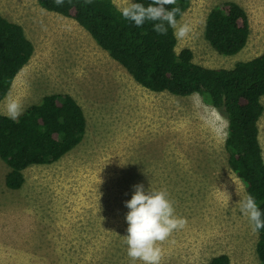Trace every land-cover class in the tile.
<instances>
[{
    "label": "rangeland",
    "instance_id": "374dc122",
    "mask_svg": "<svg viewBox=\"0 0 264 264\" xmlns=\"http://www.w3.org/2000/svg\"><path fill=\"white\" fill-rule=\"evenodd\" d=\"M112 1L119 9L134 2ZM227 1L245 9L251 28L234 56L220 55L204 37L208 14ZM0 15L34 45L6 96L18 102L19 115L47 95L69 94L87 119L80 145L54 164L27 168L19 190L7 188L9 169L0 160V264H133L123 236L125 201L137 184L166 190L187 221L159 242L160 264H209L220 255L230 264H260L258 233L238 203L247 194L228 165V122L218 110L199 95L140 86L76 21L38 0H0ZM178 24L191 30L177 51L189 48L206 68L231 69L264 53V0H191ZM259 130L264 157V113Z\"/></svg>",
    "mask_w": 264,
    "mask_h": 264
},
{
    "label": "trees",
    "instance_id": "16d2710c",
    "mask_svg": "<svg viewBox=\"0 0 264 264\" xmlns=\"http://www.w3.org/2000/svg\"><path fill=\"white\" fill-rule=\"evenodd\" d=\"M147 6L151 0H134ZM41 8L76 21L120 64L140 86L155 93L178 97L199 95L228 122L225 148L228 165L264 213V157L259 139V121L264 113V53L239 61L231 69H210L194 62L189 48L177 51L178 40L169 28L167 35L153 31L156 22L137 27L122 17L112 0H38ZM191 0H176L177 22ZM251 33L245 9L227 1L208 14L204 37L220 55L234 56L247 45ZM34 54V45L23 27L0 15V102L9 94L18 73ZM87 119L82 106L69 94L47 95L28 107L17 119L0 114V160L8 167L5 184L19 190L24 171L60 161L83 141ZM264 219V215H262ZM256 253L264 264V228L258 232ZM209 264H230L227 255Z\"/></svg>",
    "mask_w": 264,
    "mask_h": 264
},
{
    "label": "clouds",
    "instance_id": "9594fccd",
    "mask_svg": "<svg viewBox=\"0 0 264 264\" xmlns=\"http://www.w3.org/2000/svg\"><path fill=\"white\" fill-rule=\"evenodd\" d=\"M71 3V0H68ZM90 4L91 0H83ZM57 6L64 4V0H54ZM176 0H151L145 6L142 3L130 2L120 10L124 19L132 21L135 26L142 27L146 21L156 22L153 31L160 35H167L168 29H173V36L177 40L184 39L190 33L188 24H178L176 16L179 7L171 9L167 5H174ZM20 105L12 98H6V115L17 119ZM134 192L130 200L125 201L129 211L126 214L127 235L123 242L127 245V256L133 262L139 260L142 264H160L162 250L159 242L166 240L174 231L186 226V219L178 216L173 202L168 198L166 190L146 191L143 184L133 186ZM241 213L248 219L253 232L264 228V219L255 198L249 194L239 200Z\"/></svg>",
    "mask_w": 264,
    "mask_h": 264
},
{
    "label": "bare ground",
    "instance_id": "6f19581e",
    "mask_svg": "<svg viewBox=\"0 0 264 264\" xmlns=\"http://www.w3.org/2000/svg\"><path fill=\"white\" fill-rule=\"evenodd\" d=\"M79 104V103H78ZM83 109V108H82Z\"/></svg>",
    "mask_w": 264,
    "mask_h": 264
}]
</instances>
